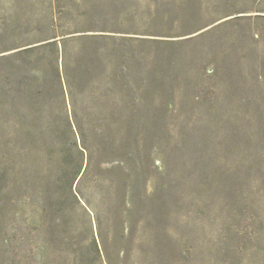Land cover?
Here are the masks:
<instances>
[{"label": "rangeland", "instance_id": "1", "mask_svg": "<svg viewBox=\"0 0 264 264\" xmlns=\"http://www.w3.org/2000/svg\"><path fill=\"white\" fill-rule=\"evenodd\" d=\"M0 264H264V0H0Z\"/></svg>", "mask_w": 264, "mask_h": 264}]
</instances>
